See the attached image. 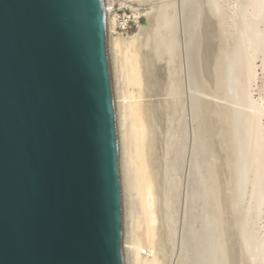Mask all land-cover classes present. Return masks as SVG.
I'll list each match as a JSON object with an SVG mask.
<instances>
[{
	"label": "water",
	"instance_id": "water-1",
	"mask_svg": "<svg viewBox=\"0 0 264 264\" xmlns=\"http://www.w3.org/2000/svg\"><path fill=\"white\" fill-rule=\"evenodd\" d=\"M106 0H0V264H125Z\"/></svg>",
	"mask_w": 264,
	"mask_h": 264
},
{
	"label": "rangeland",
	"instance_id": "rangeland-1",
	"mask_svg": "<svg viewBox=\"0 0 264 264\" xmlns=\"http://www.w3.org/2000/svg\"><path fill=\"white\" fill-rule=\"evenodd\" d=\"M154 1L157 3L141 6L142 15L134 19L128 34L116 33L110 39L119 125L123 84L117 38L134 37L140 26L149 25L146 14L152 11L158 17L156 40L166 36L162 50L156 49L159 43L155 45L153 40L146 49L154 54L149 71L155 67L151 84L157 85L152 86V93L161 104L155 106L163 177L157 206L164 227L166 264H213L221 247L222 253L216 255L222 254L224 264L226 260L228 264H264V0ZM122 2L119 0L121 14L135 17L137 12ZM199 5L204 8L198 9ZM120 134L118 127L128 248L125 264H133L129 249L132 217L138 208L128 190ZM218 243L222 246H216Z\"/></svg>",
	"mask_w": 264,
	"mask_h": 264
},
{
	"label": "bare ground",
	"instance_id": "bare-ground-1",
	"mask_svg": "<svg viewBox=\"0 0 264 264\" xmlns=\"http://www.w3.org/2000/svg\"><path fill=\"white\" fill-rule=\"evenodd\" d=\"M106 2H107V8H108L107 9V14H108L109 31H110V38H111V37H113L114 34H116V33L118 34L119 33L118 32V22H117V16L113 15L112 12H111L112 7H113V3H110L109 0H106ZM153 2L157 3V1L155 2L154 0H124V2H122V4L126 5V7H129L130 9L136 11L137 13L135 14L136 16L134 17V19L136 18L138 20L139 16L142 15L141 6H144V4H150V3L152 4ZM195 3H196V1H195ZM259 3H260V1H259ZM118 4L120 5L119 1H118ZM196 4H198V1H197ZM202 6L203 5H199V7L198 6H196V7L198 9H203L204 6H203V8H200ZM245 7H247V6H245ZM154 8L156 9L157 7H153V9ZM193 8H192V10H193ZM133 16H134V14H133ZM193 16H196V15L193 14ZM146 17H147V19L149 21V25L148 26H140L139 30H138V33L135 34L134 37H132V38L126 40V41L123 40L122 38H117V51H118V54L120 56V67H121L120 68L121 69L120 70V75H121V80H122V84H123V89H122V111H121L122 115H121V118H119L118 127H119V132H121V134H120L121 136L119 135L121 137V145L123 146V149L125 150V153H124V155H125V169L127 170V173H128V190H129V192L131 194L132 199L136 202L137 208H138V214L133 215V217H132L133 218V220H132V224H133L132 225V243H131V247L129 249L131 251V253H132L133 264H166L167 263V258H166V254L167 253L165 254V247H164V241H163V233H164V229L163 228L164 227H162V225H161L162 224L161 223L162 217H161V214H160V211H159L160 208L158 209V206H157L158 199H159V194L161 192V189H163L162 188L163 177H161L162 176L161 175L162 166H161L160 159H159L160 155H159V152H158V145H157L158 144L157 141L159 140V138H158V134H157L158 133V128H156V125L158 126L157 122H158L159 118L156 119L158 116H155V115H157L159 113L155 112L156 111L155 110V106L156 105H160L161 106V104H159V102L157 103L156 99L155 100L153 99L155 97H154V94L152 93L154 91L152 88L155 87V85H157V84H155V85L151 84V81H152L151 78L156 75L155 71L153 72L155 67H153V70L151 71L155 75L151 74V72L149 71V69L150 70L152 69L151 62H153V58H154L153 55L154 54L150 52L152 50H150V51L146 50L149 47L150 43H152V40H153V43L155 45H157V42L159 43V47H156V49H161L162 50V47H164V43H165L163 38L165 39L166 36H163L162 34L159 33V35H162L163 38H161L162 36H160V38L162 40L161 39H159L158 41L156 40V37H158V35L156 36V33H155V27H156L155 26V20L158 17L155 14V11L147 13ZM197 17H198V15H197ZM161 24L159 26L161 28H163V26ZM222 24H223V22L221 23V25ZM164 25H166V24H164ZM160 27H158V28L160 29ZM189 28H190V26H189ZM164 35H166V34H164ZM154 40H156V41H154ZM171 41H169V42L166 41V42H168L167 44H169V43H171ZM153 45L151 47H153ZM155 45H154V47H155ZM165 45H166V43H165ZM171 46L172 45H170V47ZM153 51H155V48L153 49ZM159 53H161V52H159ZM162 55L163 54H161V56ZM158 56L159 57L155 58L154 61L156 59L160 58V54ZM244 56H246V55H244ZM253 59H254V57H253ZM249 64H251V63H249ZM248 66H250V65H248ZM248 66H247V68L251 67V66L250 67H248ZM252 66H253V63H252ZM238 67L241 68L240 65ZM253 71H254V68H253ZM250 72L252 73V70L251 71L249 70V73ZM153 82H154V80H153ZM212 82H214V81H212ZM240 83H241V81H240ZM232 85H234V84H232ZM240 86L242 87V85H240ZM158 89H159V87H158ZM158 95H159V91H158ZM160 95H161V93H160ZM155 96H157V95H155ZM158 99H159V96H158ZM167 99H168V97H167ZM160 102H162V101H160ZM241 103H242V101H241ZM259 109H261V108H259ZM260 111H263V109L260 110ZM160 113H161V111H160ZM242 115H243V113L241 114V116ZM238 116H239V114H238ZM254 124L255 123H253V125ZM241 133H243V132H241ZM233 136H234V134H233ZM239 137H241V136H239ZM258 152H259V150H258ZM228 155H229V153H228ZM229 157H230V155H229ZM250 159H251V157H250ZM204 176H205V174H204ZM208 176H210V174H208ZM252 182L254 183V181H252ZM231 190H233V189H231ZM261 191H262V189H261ZM253 198H254V196H253ZM217 224H219V223H217ZM212 230L214 231V229H212ZM205 234H208V233H205ZM173 240H175V239H173ZM219 243H220V241H219ZM219 243L216 246H218V247L222 246V244L219 246ZM224 245L226 246V244H223V246ZM261 245L263 246V244H261ZM127 249L128 248L125 245V255L127 254V251H126ZM217 249H219V248H217ZM222 249L223 248L221 247L220 250H217L219 252H215L214 249H213V251L217 254V253H220V251ZM225 249H227V248H225ZM144 251H147V256H143V252ZM213 251H212V253L210 252L212 255L209 256V258L213 256ZM221 253H222V251H221ZM216 254H215V259H218V260H215L214 263L213 262L212 263L213 264H224L225 262H223V259L221 258L222 254H221V256L219 254V257L217 256L218 254L217 255ZM227 254H229V253H227ZM213 259H211V261H213ZM219 259H221L222 261L219 260ZM235 259H233V260H235ZM224 260H226L225 257H224ZM208 261H210V260H208ZM228 262L226 260L227 264H228Z\"/></svg>",
	"mask_w": 264,
	"mask_h": 264
},
{
	"label": "built area",
	"instance_id": "built-area-1",
	"mask_svg": "<svg viewBox=\"0 0 264 264\" xmlns=\"http://www.w3.org/2000/svg\"><path fill=\"white\" fill-rule=\"evenodd\" d=\"M118 1L119 0H109L110 3H113L111 12L113 15L117 16L118 31L119 33L124 35L130 32L132 25L134 23V16L132 13H128V12L121 14ZM143 256H147V251L143 252Z\"/></svg>",
	"mask_w": 264,
	"mask_h": 264
}]
</instances>
